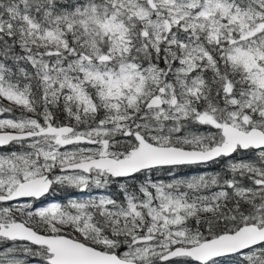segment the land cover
<instances>
[{"label":"snow or ice","instance_id":"snow-or-ice-1","mask_svg":"<svg viewBox=\"0 0 264 264\" xmlns=\"http://www.w3.org/2000/svg\"><path fill=\"white\" fill-rule=\"evenodd\" d=\"M0 264H264V0H0Z\"/></svg>","mask_w":264,"mask_h":264}]
</instances>
